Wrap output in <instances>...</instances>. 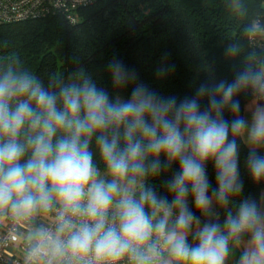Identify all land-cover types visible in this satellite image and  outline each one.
<instances>
[{"label": "clouds", "instance_id": "9594fccd", "mask_svg": "<svg viewBox=\"0 0 264 264\" xmlns=\"http://www.w3.org/2000/svg\"><path fill=\"white\" fill-rule=\"evenodd\" d=\"M109 71L118 88L137 78L117 61ZM247 88L264 96V72L201 85L196 98L179 102L143 84L127 99L110 98L91 77L53 91L11 67L0 73V217L30 221L56 213L54 233L31 234L27 264H225L230 245L239 247L245 236L237 264H264L257 201L240 200L222 225L214 211L244 192L237 138L248 146L252 181L264 182V105L249 120L234 98ZM209 162L217 185L211 194ZM173 164L179 170L164 184L169 200L150 181Z\"/></svg>", "mask_w": 264, "mask_h": 264}, {"label": "trees", "instance_id": "16d2710c", "mask_svg": "<svg viewBox=\"0 0 264 264\" xmlns=\"http://www.w3.org/2000/svg\"><path fill=\"white\" fill-rule=\"evenodd\" d=\"M76 16L74 23L59 15L0 23V73L11 67L53 91L91 77L110 98L127 99L135 84H143L179 102L196 98L201 85L231 83L244 71L259 73L264 66V0H95L79 8ZM113 61L135 73V82L123 88L114 86L109 71ZM254 94L247 88L234 97L240 101L239 115L243 116L244 105ZM206 104L207 97L201 100L202 108ZM224 116L232 119L228 110ZM237 143L244 192L228 209H214L221 225L227 210L235 211L245 198L259 204L264 190V182H253L246 169L248 147L240 138ZM91 149L94 163L103 172L95 141ZM178 170L179 165L173 164L171 170L150 181L158 195L171 200L164 184ZM206 171L211 194L217 185L210 162ZM188 201L200 216L191 196ZM205 219L209 217L201 216L202 222Z\"/></svg>", "mask_w": 264, "mask_h": 264}, {"label": "built area", "instance_id": "2783aa9c", "mask_svg": "<svg viewBox=\"0 0 264 264\" xmlns=\"http://www.w3.org/2000/svg\"><path fill=\"white\" fill-rule=\"evenodd\" d=\"M95 0H0V23L62 16L70 23L77 20L76 11ZM264 33V31H262ZM253 40V39H252ZM254 98L264 102L255 92ZM56 213H38L30 221L0 217V264H27V253L33 241L31 234L38 229L55 232Z\"/></svg>", "mask_w": 264, "mask_h": 264}, {"label": "crops", "instance_id": "0c3cea01", "mask_svg": "<svg viewBox=\"0 0 264 264\" xmlns=\"http://www.w3.org/2000/svg\"><path fill=\"white\" fill-rule=\"evenodd\" d=\"M261 72H264V66L261 67ZM258 105H264V102H260L256 98H254V97L252 99H250L244 105L243 116L246 119H249L250 120V118H251V112ZM259 154L264 155V149L259 150ZM259 205H260V207L262 209H264V190H262L260 192V195H259ZM247 239H248L247 236H245L244 237V242L239 247H234V246L230 245L231 253H230V256L228 257V259L226 260L225 264H237V261L239 259L240 252L243 250V247L245 246V244L247 242Z\"/></svg>", "mask_w": 264, "mask_h": 264}, {"label": "rangeland", "instance_id": "374dc122", "mask_svg": "<svg viewBox=\"0 0 264 264\" xmlns=\"http://www.w3.org/2000/svg\"><path fill=\"white\" fill-rule=\"evenodd\" d=\"M218 208H220V207L214 205V209H215V210L218 209Z\"/></svg>", "mask_w": 264, "mask_h": 264}]
</instances>
